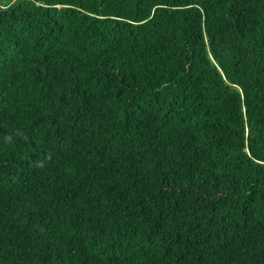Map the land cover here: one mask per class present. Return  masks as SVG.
<instances>
[{"label":"trees","instance_id":"1","mask_svg":"<svg viewBox=\"0 0 264 264\" xmlns=\"http://www.w3.org/2000/svg\"><path fill=\"white\" fill-rule=\"evenodd\" d=\"M0 264H264V0H0Z\"/></svg>","mask_w":264,"mask_h":264}]
</instances>
